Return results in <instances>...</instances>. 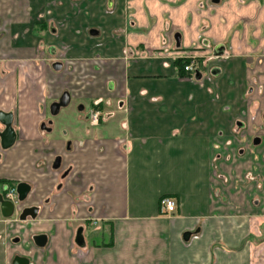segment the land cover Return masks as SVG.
Instances as JSON below:
<instances>
[{
    "label": "crops",
    "instance_id": "1",
    "mask_svg": "<svg viewBox=\"0 0 264 264\" xmlns=\"http://www.w3.org/2000/svg\"><path fill=\"white\" fill-rule=\"evenodd\" d=\"M0 113V264H264V0H0Z\"/></svg>",
    "mask_w": 264,
    "mask_h": 264
},
{
    "label": "flooded vegetation",
    "instance_id": "2",
    "mask_svg": "<svg viewBox=\"0 0 264 264\" xmlns=\"http://www.w3.org/2000/svg\"><path fill=\"white\" fill-rule=\"evenodd\" d=\"M185 60L188 62L187 64L192 63L196 67L201 62V66H202L203 69L201 71L194 72L195 74H198V73L200 74V73H202L204 71V65H203V62L201 61L200 58H198V57H196V58H190V59L188 58V59H185ZM98 105L99 104H96L97 107H98ZM95 111H98V110L94 109V110H90L89 111V114L87 116L88 121H89L90 113L95 112ZM100 118H101V114L99 115L96 124L99 122ZM2 131L3 130L0 129V133ZM0 147L2 148L1 142H0ZM58 162H59V160L57 161V159L54 161V164H53V168L54 169H55L54 165L56 163L58 164ZM16 188H17V186L15 184H13L12 182L4 181V180L1 181L0 180V201L9 202L12 205V208H13L11 215L8 216V217H2L1 212H0V224H1V222H2V224H5L4 222L11 221V224L12 225L18 226V224L20 225V224L24 223L27 219H35V217H36L37 208L36 207H23V203H24L26 197H25V199L23 201H20L18 199V194H17ZM31 208H35L36 209L35 215L33 217H31V216L28 215L24 219H20V215H21L22 211L25 210V209H31ZM39 236H43V235L35 236L34 242H35V244L37 246L42 247L45 244V242H46V237L43 236L44 239L37 242L36 241V238H38ZM19 242H20V240H19V237L17 236V234H15L14 236H12V238L9 239V240H7V242L5 241V243H9L11 245L19 244ZM1 245L3 246V242L1 243V239H0V253L2 252V246ZM15 258H21V257L15 256L12 264H19L18 262H15ZM22 259H25V258H22ZM27 264H29V260H27Z\"/></svg>",
    "mask_w": 264,
    "mask_h": 264
},
{
    "label": "water",
    "instance_id": "3",
    "mask_svg": "<svg viewBox=\"0 0 264 264\" xmlns=\"http://www.w3.org/2000/svg\"><path fill=\"white\" fill-rule=\"evenodd\" d=\"M69 104V95L67 93H63L62 96L59 98L58 102L53 103L50 106L49 112L51 114V116H56L60 110V108H64ZM8 118L6 119V121L3 122V124L5 125V129L3 130V132L0 133V142H1V146L3 148H8L12 142L14 141L15 135L14 132L10 126V115L8 114H1L0 113V118ZM58 161V160H57ZM58 164L56 163L54 165L55 168H57ZM29 187L24 184V183H19L17 185L16 191L18 194V199L20 201H23L28 193ZM12 205L9 202H5V201H0V212L2 217H8L11 215L12 213ZM35 208H31V209H25L22 211L21 215H20V219H24L26 216H31L33 217L35 215ZM43 236H39L38 238H36V241H41L43 240ZM75 243L77 244V246L82 247L83 246V238H82V234H81V229H79L76 232L75 235ZM41 245V244H40ZM15 262H18L19 264H27V260L26 259H22V258H15Z\"/></svg>",
    "mask_w": 264,
    "mask_h": 264
},
{
    "label": "built area",
    "instance_id": "4",
    "mask_svg": "<svg viewBox=\"0 0 264 264\" xmlns=\"http://www.w3.org/2000/svg\"><path fill=\"white\" fill-rule=\"evenodd\" d=\"M193 70H194V65L192 63H189V64L184 66L185 72L193 73ZM99 115H100V113L98 111L90 113V117H89L90 124L96 125V122H97ZM160 207H161V211L163 213L170 214V213L174 212V210L176 208V204H175V201L173 199L163 198L160 202Z\"/></svg>",
    "mask_w": 264,
    "mask_h": 264
},
{
    "label": "trees",
    "instance_id": "5",
    "mask_svg": "<svg viewBox=\"0 0 264 264\" xmlns=\"http://www.w3.org/2000/svg\"><path fill=\"white\" fill-rule=\"evenodd\" d=\"M187 63L188 62L186 60H176L175 61V69H176L177 74H179L180 77H190L194 74V72H198L203 69L201 66V62H200L197 67L194 66L193 73L185 72L184 66L187 65ZM93 108L97 109L98 107L96 105H93Z\"/></svg>",
    "mask_w": 264,
    "mask_h": 264
},
{
    "label": "rangeland",
    "instance_id": "6",
    "mask_svg": "<svg viewBox=\"0 0 264 264\" xmlns=\"http://www.w3.org/2000/svg\"><path fill=\"white\" fill-rule=\"evenodd\" d=\"M70 105H67L64 108H61L60 112L56 115V116H52L51 118L54 121H60L63 122L65 124H68V122H70V120L72 121V117H69V112L71 110V107H69Z\"/></svg>",
    "mask_w": 264,
    "mask_h": 264
}]
</instances>
